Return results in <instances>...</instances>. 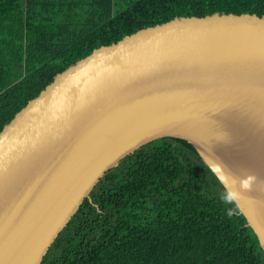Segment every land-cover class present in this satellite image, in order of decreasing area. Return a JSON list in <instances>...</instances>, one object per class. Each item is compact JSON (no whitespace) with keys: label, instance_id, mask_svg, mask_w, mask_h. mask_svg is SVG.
<instances>
[{"label":"water","instance_id":"water-1","mask_svg":"<svg viewBox=\"0 0 264 264\" xmlns=\"http://www.w3.org/2000/svg\"><path fill=\"white\" fill-rule=\"evenodd\" d=\"M163 136L264 179V13L140 27L29 98L0 129V264H39L104 173ZM239 213L264 252L259 182Z\"/></svg>","mask_w":264,"mask_h":264},{"label":"trees","instance_id":"trees-1","mask_svg":"<svg viewBox=\"0 0 264 264\" xmlns=\"http://www.w3.org/2000/svg\"><path fill=\"white\" fill-rule=\"evenodd\" d=\"M264 13V0H0V129L55 74L173 16ZM194 146L153 139L108 169L39 264H264Z\"/></svg>","mask_w":264,"mask_h":264},{"label":"clouds","instance_id":"clouds-1","mask_svg":"<svg viewBox=\"0 0 264 264\" xmlns=\"http://www.w3.org/2000/svg\"><path fill=\"white\" fill-rule=\"evenodd\" d=\"M205 158L207 171L215 176L222 187L220 199L226 206V214L229 217L236 215L239 211V201L243 199L245 192L253 189L254 184L259 182L260 188L264 190V179H260L256 173L247 171L244 175H240L218 158L212 156Z\"/></svg>","mask_w":264,"mask_h":264}]
</instances>
